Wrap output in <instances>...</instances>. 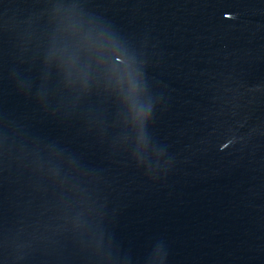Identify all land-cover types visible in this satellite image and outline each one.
<instances>
[{
	"label": "water",
	"instance_id": "1",
	"mask_svg": "<svg viewBox=\"0 0 264 264\" xmlns=\"http://www.w3.org/2000/svg\"><path fill=\"white\" fill-rule=\"evenodd\" d=\"M0 264H264V0H0Z\"/></svg>",
	"mask_w": 264,
	"mask_h": 264
},
{
	"label": "snow or ice",
	"instance_id": "2",
	"mask_svg": "<svg viewBox=\"0 0 264 264\" xmlns=\"http://www.w3.org/2000/svg\"><path fill=\"white\" fill-rule=\"evenodd\" d=\"M84 3L86 4H89L90 3V0H83ZM115 26V25H114ZM123 62V61H121ZM39 139H44V140H48V141H53V142H57L60 144L59 140L56 139L55 137L51 136L50 134H47V133H44V134H41V135H38ZM70 150V149H69ZM71 151V150H70Z\"/></svg>",
	"mask_w": 264,
	"mask_h": 264
}]
</instances>
